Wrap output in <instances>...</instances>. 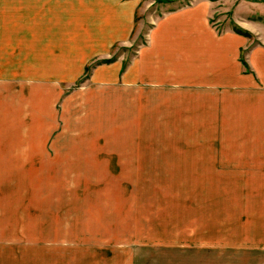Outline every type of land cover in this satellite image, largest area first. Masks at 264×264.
Returning <instances> with one entry per match:
<instances>
[{
	"label": "rangeland",
	"instance_id": "rangeland-1",
	"mask_svg": "<svg viewBox=\"0 0 264 264\" xmlns=\"http://www.w3.org/2000/svg\"><path fill=\"white\" fill-rule=\"evenodd\" d=\"M65 1L68 26L72 21L86 29V17L100 14L106 0ZM136 1L140 5L130 39L88 59L82 70L84 55L77 59L67 54L65 62L50 64L37 62L41 56H35L33 71L21 48L13 63L7 62V54L0 56L4 220L18 221L20 235L26 230H33L35 236L42 231L56 234L60 226L67 231L89 230L98 235L92 241L101 246L112 236L137 241L140 224L153 231L157 217L170 218L171 210L177 215L179 209L187 208L179 213L194 212L196 221L199 215V221L206 220L211 229L224 223L225 231L238 232L243 244L256 246L257 242L264 249V0ZM192 6L203 11L197 22L204 18L219 36L233 33L243 40L236 55L242 91L228 96L225 123L211 127L210 136L196 126L187 128V134L181 128L179 132L169 125H156L151 115H134L133 100L123 119L122 102L116 107L107 90H94L95 67L120 60L121 74L152 26L165 23L170 11ZM215 44L212 41L214 49ZM232 64L229 61L228 67L237 72ZM31 78L33 85L28 84ZM39 79L59 86L55 91L51 88L52 94L45 93ZM254 89L257 94L251 95ZM33 90V100L22 95ZM173 136L175 140L169 142ZM157 149L195 157L159 159ZM208 153L221 158H197ZM14 240L26 246V239Z\"/></svg>",
	"mask_w": 264,
	"mask_h": 264
},
{
	"label": "crops",
	"instance_id": "crops-1",
	"mask_svg": "<svg viewBox=\"0 0 264 264\" xmlns=\"http://www.w3.org/2000/svg\"><path fill=\"white\" fill-rule=\"evenodd\" d=\"M104 4L100 14L90 19L86 17L89 25L82 29L72 21L68 26L65 9L69 4L65 0H0V56L7 54L10 58L7 62L13 63L14 55L21 48L33 71L35 56H41L37 62L50 64V61L65 62L67 54L77 59L84 55L82 70L88 59L130 39L140 2L106 0ZM202 12L198 6L168 12L165 23L151 27L147 40L136 50L121 74L120 60L95 67L91 76L94 90L97 93L107 90L110 103L116 107L121 101L123 119L128 104L134 106L135 103L134 115L137 113L139 118L148 114L158 121L156 125H169L179 132L181 128L187 134L190 126L202 127L201 133L210 136L211 127L219 128L225 123L228 96L242 91V74L236 55L243 40L233 33L219 36L204 18L197 22ZM74 38L76 41H72ZM212 41H217L216 49L211 46ZM229 61L237 72L228 67ZM33 80L31 78L32 82L28 84L33 85ZM39 80V85L46 89L42 91L48 94H52L51 88L55 91L58 85L50 79ZM234 81L237 85H233ZM253 92L251 95L257 94V90ZM34 93L33 90L22 95L30 99ZM169 139L172 142L175 136ZM10 141L19 143L15 139ZM1 150L0 145V160L3 158ZM17 152L15 150L10 158ZM155 154L156 158L171 160L195 157L189 152L172 150L157 149ZM199 157L218 160L221 155L208 153ZM184 210L187 208L179 209V212ZM179 212L175 215L171 210L170 218L166 215L157 217L153 231L148 232L147 225L140 224L136 242L123 240L126 237L115 240L112 236L100 246L92 241L97 234L76 227H73L74 231H67L60 226L56 234L42 231L37 236L33 230H26L20 235L18 221L4 220L6 216L0 209V264H264V249H260L257 242L256 246L243 244L238 232L225 231L224 223H219L213 230L206 226V220L199 221V215L196 221L194 212L186 215ZM190 218L194 220L191 222ZM35 238L42 241H29ZM14 239H26V246H19ZM136 248L137 252L134 251Z\"/></svg>",
	"mask_w": 264,
	"mask_h": 264
},
{
	"label": "trees",
	"instance_id": "trees-1",
	"mask_svg": "<svg viewBox=\"0 0 264 264\" xmlns=\"http://www.w3.org/2000/svg\"><path fill=\"white\" fill-rule=\"evenodd\" d=\"M240 31V30H239Z\"/></svg>",
	"mask_w": 264,
	"mask_h": 264
}]
</instances>
